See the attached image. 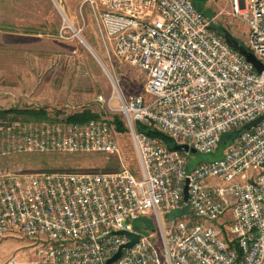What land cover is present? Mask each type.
Here are the masks:
<instances>
[{
	"label": "built area",
	"instance_id": "2783aa9c",
	"mask_svg": "<svg viewBox=\"0 0 264 264\" xmlns=\"http://www.w3.org/2000/svg\"><path fill=\"white\" fill-rule=\"evenodd\" d=\"M84 2L108 56L143 75V94L124 96L113 85L137 174L125 167L0 171V238H26L40 264H105L128 242L110 234L116 231L141 237L112 264H264V122L240 130L264 115V69L257 72L233 50L193 0ZM229 3L247 27L243 45L264 68V0ZM235 130L220 156L191 169L189 152L173 148L215 153L221 137ZM27 152L120 155L100 120L0 123V157ZM142 218L152 221L156 238L135 227ZM5 264L19 261L13 255Z\"/></svg>",
	"mask_w": 264,
	"mask_h": 264
},
{
	"label": "rangeland",
	"instance_id": "374dc122",
	"mask_svg": "<svg viewBox=\"0 0 264 264\" xmlns=\"http://www.w3.org/2000/svg\"><path fill=\"white\" fill-rule=\"evenodd\" d=\"M81 1L0 0V113L12 109L25 111L6 121L62 127L71 124V115L88 112L92 119L110 127L120 155L16 153L0 157V171L112 173L125 167L137 174L136 153L116 110L118 97L113 85L124 96L143 94V75L136 67L108 56L94 14ZM193 1L215 31H227L241 44L246 41L247 27L231 14L229 0ZM4 119L0 117V121ZM217 157V151L189 152L188 169ZM184 213L190 214L188 209ZM134 224L156 238L150 219L142 218ZM31 251L26 238H0V264L13 255L21 260L19 264H40Z\"/></svg>",
	"mask_w": 264,
	"mask_h": 264
},
{
	"label": "water",
	"instance_id": "95a60500",
	"mask_svg": "<svg viewBox=\"0 0 264 264\" xmlns=\"http://www.w3.org/2000/svg\"><path fill=\"white\" fill-rule=\"evenodd\" d=\"M223 38L226 40V42L229 44V46L239 52L240 54L244 55L246 60L251 63L254 68L257 70V72H261L262 69V65L258 62V60L254 57V55L250 52H248L245 48V46L243 44H241L237 39H235V37L230 34L227 31H222L221 32ZM264 122V115L259 116L258 118H256L255 120L245 124L240 130H249L250 128L254 127L255 125ZM175 150L178 151H182V152H191V153H195L194 149H189L186 145H174L173 147ZM188 187H187V182L184 186L183 189V202L184 204H186L187 202V197H188ZM110 234H114V235H123L127 238L128 242L125 243L124 245H122L118 251L111 257L109 258L105 264H112L114 262H116L121 254L123 250H129L132 247H134L140 240L141 235L139 233H135V232H127V231H116V232H111ZM103 236H108V235H103Z\"/></svg>",
	"mask_w": 264,
	"mask_h": 264
},
{
	"label": "trees",
	"instance_id": "16d2710c",
	"mask_svg": "<svg viewBox=\"0 0 264 264\" xmlns=\"http://www.w3.org/2000/svg\"><path fill=\"white\" fill-rule=\"evenodd\" d=\"M194 2V1H193ZM195 6V5H194ZM22 112H25V111H20V110H16V109H12V110H6V111H2L0 113V117H3L5 118L3 121H0V123H3L7 120V118H17ZM92 118H94L92 116V114L88 113V112H84V113H80L77 115L76 114H73L69 117V122H71L72 124H80V123H84V122H87L88 120H91ZM138 129L139 130H143V127L141 126H138ZM239 131L238 130H235V131H230L226 134H224L221 139H220V142H219V145H218V150H217V153H218V156H220V153H221V149H224L225 146L234 138V136L238 133ZM148 133L150 135H153V136H158L160 137L162 140L165 141V143L168 145V146H172V142L169 138H167L166 136H163L155 131H148ZM147 220V219H146Z\"/></svg>",
	"mask_w": 264,
	"mask_h": 264
},
{
	"label": "crops",
	"instance_id": "0c3cea01",
	"mask_svg": "<svg viewBox=\"0 0 264 264\" xmlns=\"http://www.w3.org/2000/svg\"><path fill=\"white\" fill-rule=\"evenodd\" d=\"M81 2H82V1H81ZM82 3L86 4V6L89 8V5H88L87 3H85L84 0H83ZM82 3H81V4H82ZM75 64L77 65V63H75ZM75 64H73V65H75ZM31 250H32V249H31ZM31 253H32L31 256L34 257V255H33V250L31 251ZM9 257H10V256H9ZM9 257H8V258H9ZM8 258H7V259H8ZM18 261L21 262L20 259H18Z\"/></svg>",
	"mask_w": 264,
	"mask_h": 264
},
{
	"label": "bare ground",
	"instance_id": "6f19581e",
	"mask_svg": "<svg viewBox=\"0 0 264 264\" xmlns=\"http://www.w3.org/2000/svg\"><path fill=\"white\" fill-rule=\"evenodd\" d=\"M60 9H61V7H60ZM62 10V9H61ZM62 13V12H61ZM99 60V59H98ZM101 62V61H100ZM101 64H102V62H101ZM102 68L104 69V71L107 73V70H106V67L102 64Z\"/></svg>",
	"mask_w": 264,
	"mask_h": 264
}]
</instances>
